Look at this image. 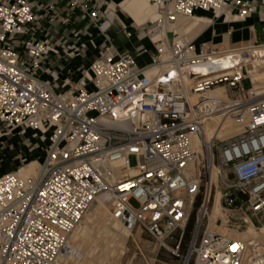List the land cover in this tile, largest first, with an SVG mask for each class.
I'll return each mask as SVG.
<instances>
[{
	"label": "built area",
	"instance_id": "obj_1",
	"mask_svg": "<svg viewBox=\"0 0 264 264\" xmlns=\"http://www.w3.org/2000/svg\"><path fill=\"white\" fill-rule=\"evenodd\" d=\"M47 1L0 0V140L34 133L45 144L35 177L20 176L32 163L27 159L0 176V264H63L70 237L106 194L111 221L138 226L164 247L178 235L182 240L198 209L184 264H250L247 242L209 229L199 239V228L218 190L226 208L244 201L254 216L264 213V98L252 101L242 86L245 80L253 86L246 62L261 47L198 46L181 39L175 26L198 12L244 19L257 6L151 0L155 19L144 29L154 47L148 65L106 49L90 65L71 69L97 44L75 33L73 41L54 45L51 30L71 25L76 11L100 30L101 12L91 7L94 0ZM225 56L228 69L222 67ZM217 88L225 95L212 96ZM243 116L241 134L216 137L226 121ZM121 165L136 175L117 181Z\"/></svg>",
	"mask_w": 264,
	"mask_h": 264
},
{
	"label": "crops",
	"instance_id": "obj_2",
	"mask_svg": "<svg viewBox=\"0 0 264 264\" xmlns=\"http://www.w3.org/2000/svg\"><path fill=\"white\" fill-rule=\"evenodd\" d=\"M147 1L152 5L151 0ZM243 1L254 3L258 8L257 13L251 17L240 19L236 18L233 12L220 17H217L214 12H198L194 18L189 19L192 21L189 27L183 22L178 23L175 26L176 32L180 36L190 34L185 36L187 39L185 41L198 46L263 47L264 5L261 0ZM50 2L48 0L47 4ZM140 3L139 0H94L91 7L99 9L101 12L100 30L92 27L88 18L76 11L72 16L71 25L52 29L48 38L54 45H59L67 39L73 41L75 33H80V40L83 42H87L91 38L94 39L98 49L94 50L89 47L83 57L70 63L68 68L71 69H76L83 64L88 66L89 62L92 63L106 49H109V52L114 56L129 54L136 59L139 67H144L150 63L151 57L154 55V47L144 35V29L151 22L149 20H154V14L148 16L143 13L139 9ZM57 8L58 11L65 13L61 5H58ZM37 11L43 14V11L39 9ZM43 24L48 27L47 21ZM60 30L62 31L60 32ZM39 39H45V35L39 33ZM67 77L66 72L61 76L62 80Z\"/></svg>",
	"mask_w": 264,
	"mask_h": 264
},
{
	"label": "rangeland",
	"instance_id": "obj_3",
	"mask_svg": "<svg viewBox=\"0 0 264 264\" xmlns=\"http://www.w3.org/2000/svg\"><path fill=\"white\" fill-rule=\"evenodd\" d=\"M154 19H155V15H154ZM180 22L187 24L188 27L192 23L191 20L189 21L180 20ZM61 31L62 30H60V32ZM188 35L190 34L181 35V36L184 40H187L185 36ZM220 49L223 50L231 49V47H224V48L220 47ZM90 64L91 63L89 62V65ZM252 69H253L252 67L248 68V75H249V70L251 71ZM242 86L245 89H250V90L254 89L253 88L254 83L253 86H251L250 80L243 81ZM262 97L263 95L259 96L257 95V93L252 91L248 92L247 95V98L249 99L250 98L260 99ZM32 135H34V133H31V135L25 139L18 138L17 136H9L0 140V175L1 176L7 173L14 172L19 168H22V162L25 159L28 160V163L29 162L33 163L36 162L38 158L42 157L43 147L45 144L40 139H33ZM131 164L132 166H135L136 161L134 158L131 159ZM29 166L30 164L24 167L23 169L27 170ZM243 202L244 201H242L241 203L242 205L238 206L236 209L235 208L228 209L224 206V201L222 202L221 206L224 210L223 215L225 216V219L227 221L225 227L229 234H234L236 232H237L236 234H242L248 230L250 224L247 223L246 220H249L251 224L254 225L257 229L256 232L258 238V239L256 238L257 242L259 244H262L260 245V249L262 250L258 248L259 246L258 247L255 246V248L253 247V251L251 253L253 256L251 258H253L254 264H264V251H263L264 234H261L259 231L260 228L264 227V213L258 216H254L252 212L249 210L248 206L245 205V203ZM132 206L137 208L138 204L133 201ZM240 207L242 208V210H240ZM211 208L212 206L210 207L209 212L211 211ZM109 212H110V207H109ZM198 212H199L198 209L195 208L194 212L192 213L191 216L192 224L189 233L185 231L182 240L180 235L176 236L174 239L169 240L166 243V247L162 246L160 243L152 239L146 231L139 228L138 226L134 227L133 229L130 228L131 236L127 239L124 246L121 247L123 248L122 251L123 253L122 252L119 253V258H117L116 264H184V262L188 258L187 255L188 250L196 231ZM109 219H110V215H109ZM83 221L80 224L81 227L79 226L75 231L77 232V230H79L78 233L77 234L75 233V235L73 233V236L70 237L71 241L69 240V246H70L69 249L73 247V250H75L76 248L77 253H81L85 256L83 260L74 259L76 262L75 264H82L85 261L86 264H108L109 262L113 261L114 257L113 254H111L112 253L111 251L113 250L112 248L115 245L108 240L107 236H104L105 234L104 231L102 230L100 231L99 229L95 228L96 225H93L94 223L92 222L90 223V221L87 222V220L85 219ZM219 221L220 222H217L216 224L221 226L223 224V220L220 219ZM209 224H210L209 215H207L206 219L203 221L202 226L199 228V239L202 238L205 231H207L208 229L210 231L212 230ZM81 232H83L84 234L82 233L81 235ZM93 232L94 234H92ZM90 237L93 238V240H95V244L91 247H89V244L91 243H89L88 245L86 244V241ZM259 238H261V240ZM227 239H230V237L228 236ZM179 242H180V248L177 251L176 247L179 244ZM257 242L255 245H259Z\"/></svg>",
	"mask_w": 264,
	"mask_h": 264
},
{
	"label": "bare ground",
	"instance_id": "obj_4",
	"mask_svg": "<svg viewBox=\"0 0 264 264\" xmlns=\"http://www.w3.org/2000/svg\"><path fill=\"white\" fill-rule=\"evenodd\" d=\"M139 1H141L139 9L141 11H143V13H145L148 16H151L153 14L155 15V8L153 7V5H150L147 0L146 1L139 0ZM181 39H183V38L181 37ZM250 52H251L250 53L251 56H250V58H248L246 63H250V65L253 68L251 71L249 70V77L252 79V81L254 83V86H253L254 89L251 91L257 93V95H259V96L263 95L262 98H264V47L252 49ZM230 65H231V61L229 60V58H227V56H225V58L222 60V67H224L225 69H228L230 67ZM200 72L204 73L205 70L201 69ZM186 83L188 86L191 87L192 82L190 80L186 79ZM224 93H225V91L223 88H217L211 92V95L216 96V97H222L225 95ZM258 99L259 98H252V101L258 100ZM246 125H247V116L240 117L239 119L228 120L217 131L216 137L218 139L226 140L228 138L237 136L244 131ZM119 167L120 168L117 169V171H116V180L117 181H120V180L124 179L125 177H134L136 175L135 170H129L128 172H124L123 165H121ZM38 168H39L38 163L33 162L30 164V166L28 167L27 170L26 169L21 170L20 176L23 178L35 177L38 173ZM221 197H222V193L218 190L216 195H215L214 205L211 208V211L208 212L209 221H210L209 225H210V228H212L211 231L215 232L219 235H223L224 237H227V238L229 236L230 240L247 242L248 243L247 258H248V261L250 264H254V262H253L254 260H253V258H251L253 256L251 254L253 251V247L255 248V246L256 247L259 246L258 248L260 249V245H262V244H259L256 240L257 229L254 225L251 224V222L249 220H246L247 223L250 224V226L248 227V230L246 232H244L242 234H236L237 232L234 234H229L227 232L226 227H225V224L227 223V221L225 219V216L223 215L224 210L220 204ZM110 201H111V198L107 194L98 197L96 202L93 204L89 213L85 216L84 219L87 220V222L90 221V223L91 222L94 223L93 225H96L95 228L99 229L100 231L101 230L104 231V233L106 234L105 235L103 233L104 236H107L108 240L111 241V243L115 245V246H113V248H112L113 250L111 251L112 252L111 254H113L114 260L113 261L110 260L111 262H109L108 264H116L117 258H119V253H121L123 251V248H121V247L124 246L127 239L131 236V230L129 227H125V226H123L119 223L113 222L109 219L108 214H109V207L111 205ZM205 212H206V209H203V214ZM220 219L223 220V224L221 226L216 224L217 221H219ZM84 225H85V223H84ZM78 231L79 230H77V232H74V235H75V233L77 234ZM259 231L261 234H264V227L260 228ZM82 233L83 232H81V235H82ZM92 234H94V232ZM97 234H99V233H97ZM97 234H96V236H97ZM72 236H73V234H72ZM91 236H93V235H91ZM86 238H87V236H86ZM259 239L261 240V238H259ZM260 240H258V241H260ZM256 242L259 245H255ZM89 243H91V244H89ZM74 244H75V242H74ZM86 244L87 245L89 244V247H91L95 244V240H93V238L90 237L86 241ZM82 245H84V244H82ZM263 246H264V243H263ZM69 247L70 246H69V242H68V245L65 249V252L62 255V263L63 264H75L76 262L74 259L83 260L85 258V256L83 254L77 253L76 248H75V250H76L75 251V250H73V247L71 249H69ZM256 250H257V248H256ZM260 250H262V249H260ZM68 251H70V252H68ZM263 251H264V249H263ZM82 264H86V261L83 262Z\"/></svg>",
	"mask_w": 264,
	"mask_h": 264
},
{
	"label": "trees",
	"instance_id": "obj_5",
	"mask_svg": "<svg viewBox=\"0 0 264 264\" xmlns=\"http://www.w3.org/2000/svg\"><path fill=\"white\" fill-rule=\"evenodd\" d=\"M191 224H192V219L190 220L187 228H186V232L189 233L190 229H191Z\"/></svg>",
	"mask_w": 264,
	"mask_h": 264
}]
</instances>
